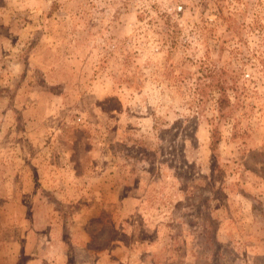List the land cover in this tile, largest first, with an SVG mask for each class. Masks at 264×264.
I'll list each match as a JSON object with an SVG mask.
<instances>
[{
    "label": "rangeland",
    "instance_id": "rangeland-1",
    "mask_svg": "<svg viewBox=\"0 0 264 264\" xmlns=\"http://www.w3.org/2000/svg\"><path fill=\"white\" fill-rule=\"evenodd\" d=\"M0 264H264V0H0Z\"/></svg>",
    "mask_w": 264,
    "mask_h": 264
},
{
    "label": "trees",
    "instance_id": "trees-1",
    "mask_svg": "<svg viewBox=\"0 0 264 264\" xmlns=\"http://www.w3.org/2000/svg\"><path fill=\"white\" fill-rule=\"evenodd\" d=\"M214 86L217 88L219 96L217 97V106L219 117L229 118L232 115L233 102L228 94L229 89L234 90L233 86L227 84L225 79H216ZM219 137L217 131H213L211 144H215Z\"/></svg>",
    "mask_w": 264,
    "mask_h": 264
}]
</instances>
